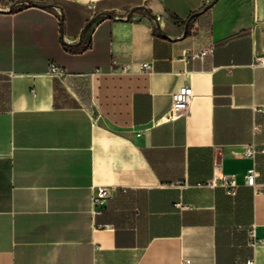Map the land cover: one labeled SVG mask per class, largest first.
<instances>
[{"label":"crops","instance_id":"1","mask_svg":"<svg viewBox=\"0 0 264 264\" xmlns=\"http://www.w3.org/2000/svg\"><path fill=\"white\" fill-rule=\"evenodd\" d=\"M13 4L0 0V264H264L249 242L264 240V0ZM184 85L189 108L168 119ZM215 170L235 195L207 185ZM97 186L112 189L98 204Z\"/></svg>","mask_w":264,"mask_h":264},{"label":"built area","instance_id":"2","mask_svg":"<svg viewBox=\"0 0 264 264\" xmlns=\"http://www.w3.org/2000/svg\"><path fill=\"white\" fill-rule=\"evenodd\" d=\"M14 5H21V4H30L33 1L36 2H47L48 0H13ZM91 7H94L93 4H91ZM156 19L159 21L161 20V16H156ZM193 19V18H191ZM214 44H210L206 46L205 48L201 49H191L185 52V55L192 58V59H201L203 60L207 55L212 54L214 52ZM257 64H262L264 65V56L258 57L257 58ZM144 68H149L150 64L149 63H144L143 64ZM50 72L57 78L60 79H65L69 73L58 63L56 62H51L50 63ZM194 96V91L192 86L190 85H184L181 88H179L177 91H175L172 94V106L167 110L166 116L168 119H175L178 118L182 115H184L188 108L189 105L193 99ZM248 155H255L256 150L251 147L247 152ZM258 176V171L255 167H252L248 170L247 173V183L251 186H253L255 189L257 188V179ZM207 185L211 187H222L225 189V191L230 194V195H235L237 193V182L236 179L233 175H228L225 173H221L217 170H215L214 175L212 178H210L207 181ZM112 195V189L107 186H97L95 193H94V201L96 204H98L100 201L103 199H106ZM250 244L252 246H257L261 243L264 242L263 239L259 238L254 229L250 230ZM247 264H258L254 258H249L247 260Z\"/></svg>","mask_w":264,"mask_h":264}]
</instances>
